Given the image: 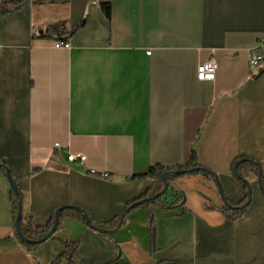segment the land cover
Segmentation results:
<instances>
[{
    "label": "crops",
    "instance_id": "1",
    "mask_svg": "<svg viewBox=\"0 0 264 264\" xmlns=\"http://www.w3.org/2000/svg\"><path fill=\"white\" fill-rule=\"evenodd\" d=\"M11 1L0 0V161L24 221L46 226L78 206L107 223L151 187V167L183 165L191 151L221 188L213 176L177 177L164 199L180 205L135 209L110 233L66 217L30 253L1 168L0 264H53L76 240L74 264H264L258 175H243L252 200L242 217L228 219L224 200L244 195L238 159L264 172V64L250 61L264 0H22L4 14ZM209 60L215 80L201 82Z\"/></svg>",
    "mask_w": 264,
    "mask_h": 264
},
{
    "label": "trees",
    "instance_id": "2",
    "mask_svg": "<svg viewBox=\"0 0 264 264\" xmlns=\"http://www.w3.org/2000/svg\"><path fill=\"white\" fill-rule=\"evenodd\" d=\"M23 4L24 2L22 0H14L5 3L4 6L2 7V11L4 14H8L14 10L20 9ZM102 11L109 19L110 18L109 5H102ZM1 168L5 169V172L8 177H12L11 173L6 170L7 167L2 161H0V170ZM234 168L236 169L239 176L242 178H244L243 175L245 172H254L261 179L262 189L264 190V172H262L260 163L252 159L240 158L235 162L233 169ZM193 173H200L213 177L215 175L211 170L199 164L197 156L194 153V151H191L189 153L187 160L183 165H178L174 167H163L161 165H155L151 167L147 172V174L144 176V178L150 179L152 181L151 187L142 196L128 203L126 205L125 210L117 217H115L114 219H112L107 223H103L102 225H97L91 220L88 213L84 211L82 208L78 206H65L63 208H60L63 209V211L60 214L59 226L57 228V231L61 227L62 220L66 217L75 219L93 230L101 229L104 230L106 233L107 232L110 233L114 230L119 229L125 223L127 216L135 209L149 208L150 205L152 204H157V205H161L164 208L172 209L181 204V202L178 201L176 198L175 201H173L172 203H165L164 197L165 195H167L169 191H171L172 181L177 177L193 174ZM165 174H167L169 189L164 195L155 198V196L161 193V191L164 188L162 177ZM235 176L242 183L244 187V195L242 199L238 202H230L226 198H224L226 204L225 213H227V217L230 220H236L242 217L252 200L251 186L244 184L239 178V176L237 175ZM12 199L15 206V212L17 215L16 219H18L19 203L22 202V194L20 193L19 190L17 191V194H15L13 191ZM56 212L57 210L55 211L53 217L50 219V221L46 226H37L31 220L24 221L21 218L20 231L23 235L21 240L25 249L28 252L33 253L41 245L40 241L50 233V231L52 230L55 224ZM149 213H150L149 216H150V224L152 230V239L154 242V235H155L154 218L152 216V213L151 212ZM62 244L65 248V251L62 255H60L57 258V260L53 264H60V262L63 259L67 260L69 264H74V255L79 248L80 241L79 240L73 242L63 241Z\"/></svg>",
    "mask_w": 264,
    "mask_h": 264
},
{
    "label": "built area",
    "instance_id": "3",
    "mask_svg": "<svg viewBox=\"0 0 264 264\" xmlns=\"http://www.w3.org/2000/svg\"><path fill=\"white\" fill-rule=\"evenodd\" d=\"M56 47H70V42H57ZM250 61L252 67H261L264 64V37H262L259 41V45L257 49L250 54ZM217 65L214 60H209L204 63H202L198 67L197 71V78L201 82H213L215 80ZM55 148H59V145L56 144ZM68 161L71 163H80L83 164L85 161V157L83 155L79 154H69ZM104 178L108 179L109 176L107 174H104Z\"/></svg>",
    "mask_w": 264,
    "mask_h": 264
},
{
    "label": "water",
    "instance_id": "4",
    "mask_svg": "<svg viewBox=\"0 0 264 264\" xmlns=\"http://www.w3.org/2000/svg\"><path fill=\"white\" fill-rule=\"evenodd\" d=\"M6 170L9 171L8 169H6ZM233 172H234L235 175L239 176V174L237 173V171H236L235 168L233 169ZM184 173H187V172H184ZM214 178L216 179V181L218 183V186L221 188V185H220V183L218 181V177H217L216 174L214 175ZM239 178L241 179V181L244 184L249 185V183L244 178H242L240 176H239ZM9 180L11 182V185H12V188H13L14 193L17 194L18 189H17V186H16L15 181L13 180L12 177H9ZM162 180H163V183H164V188L161 191V193H159L158 195L155 196V198H158V197L164 195L168 191V189H169V184H168V181H167V174L163 175ZM258 185H259L260 188H262V184H261V179L260 178L258 179ZM62 211H63V209H58L57 210L54 227L52 228V230L50 231V233L40 241L41 244L47 242L56 233L57 228L59 226L60 214H61ZM21 218H22V203H19V217H18V219L16 221V229H17V233H18V235H19L20 238L23 237V235H22V233L20 231ZM96 231H98L99 233H106L104 230H101V229H97Z\"/></svg>",
    "mask_w": 264,
    "mask_h": 264
}]
</instances>
